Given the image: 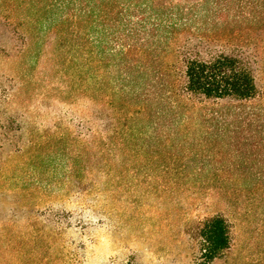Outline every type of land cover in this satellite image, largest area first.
<instances>
[{"label":"rangeland","instance_id":"1","mask_svg":"<svg viewBox=\"0 0 264 264\" xmlns=\"http://www.w3.org/2000/svg\"><path fill=\"white\" fill-rule=\"evenodd\" d=\"M6 10L34 38L19 53L2 52L0 36V264H192L214 216L226 223L228 246L212 264H264V20H206L212 31L186 30L172 46L248 56L253 99L192 98L174 112L163 104L162 118L151 106L136 124L149 134L128 139L122 164L108 167L85 146L91 127L113 116L90 98L86 44L75 47L66 22L55 50L34 22L23 24L39 12ZM116 106L134 109L119 98ZM157 131L169 139L152 137Z\"/></svg>","mask_w":264,"mask_h":264},{"label":"trees","instance_id":"2","mask_svg":"<svg viewBox=\"0 0 264 264\" xmlns=\"http://www.w3.org/2000/svg\"><path fill=\"white\" fill-rule=\"evenodd\" d=\"M13 4L33 9L34 15L39 12L35 18L27 17L23 24L34 22L40 35L36 37L48 39L55 50L65 44L66 22L75 47L81 42L86 44L85 55L93 69L90 98L113 111L105 128L90 129L85 146L95 164H122L118 158L126 149V141L149 134L136 124L148 117L147 108L151 106L158 108L155 112L162 118L163 104L168 112H174L192 98L199 102H241L257 95L254 61L248 56L234 50L202 55L195 49L172 46L177 35L186 30L202 34L218 25L264 20V0H0L2 52H24L34 38L28 27L6 10ZM206 20L214 27H207ZM82 21L92 25V30L80 27ZM20 38L22 46L17 49L14 42ZM169 49L176 57L164 61L162 54ZM117 98L134 109H117ZM152 133V137L169 139L166 133ZM77 155L80 158L79 151ZM202 235L203 252L192 264H212L213 258L228 246L227 226L219 216L208 220Z\"/></svg>","mask_w":264,"mask_h":264}]
</instances>
